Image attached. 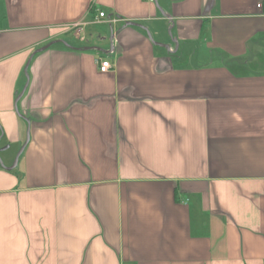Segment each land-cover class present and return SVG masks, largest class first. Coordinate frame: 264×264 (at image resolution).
Listing matches in <instances>:
<instances>
[{
    "label": "crops",
    "instance_id": "obj_1",
    "mask_svg": "<svg viewBox=\"0 0 264 264\" xmlns=\"http://www.w3.org/2000/svg\"><path fill=\"white\" fill-rule=\"evenodd\" d=\"M159 1L0 0V264H264V0Z\"/></svg>",
    "mask_w": 264,
    "mask_h": 264
},
{
    "label": "water",
    "instance_id": "obj_2",
    "mask_svg": "<svg viewBox=\"0 0 264 264\" xmlns=\"http://www.w3.org/2000/svg\"><path fill=\"white\" fill-rule=\"evenodd\" d=\"M161 14H162V13H161ZM162 15H164V14H162ZM123 27H138V28H141V29H143V30L145 31L146 36L148 37V39H149L153 44H155V45L158 46V47L164 48V49H166V50H170V48H169L168 45L159 44V43L154 42V41L152 40V37H151L150 33L148 32V30H147L146 28H144L143 26L139 25V24H136V23H134V22H130V21H128V22H125V23H124V26H123ZM169 32H170V31H169ZM112 39H113V36L110 35L109 38H108V43L111 44V43H112ZM60 42H61L65 47L70 48V49H73V48H72L71 46H69L66 42H64V41H60ZM53 43H55V42H53ZM53 43H49V44H47L46 46H43L42 48H39L38 50H36V51L34 52V54H32V56H31L30 59L28 60L26 66H25V68H24V75H25V77H26V83H25V85H24L22 91L20 92V94H19L18 97L16 98L15 105H16V103L18 102V100L22 97V95H23V93H24V91H25V89H26V86H27V83H28L27 69H28V67H29V64H30V61H31L32 57H33L35 54L40 53V52H42V51L48 49ZM173 43H176V42L173 40ZM78 50H80V51L95 50V51L100 52V53H103V54H104V53H108L107 51L103 50L102 48H97V47H91V48L83 47V48H79ZM16 113H18L17 108H16ZM21 118L27 123V132H26V140H25V143H24V145L22 146L21 150L19 151L18 155L16 156V158H15L14 163H13L12 166H10V167H8V168L5 167V166H4V163H3V160H2V158L0 157V168H1V169H4V170H12V169H14L15 166H16V164H17V161H18L19 156L22 154V152L24 151L26 145H27L28 142H29V139H30V123H29V120H27L26 118H23V117H21ZM1 151H2V150H0V152H1Z\"/></svg>",
    "mask_w": 264,
    "mask_h": 264
},
{
    "label": "rangeland",
    "instance_id": "obj_3",
    "mask_svg": "<svg viewBox=\"0 0 264 264\" xmlns=\"http://www.w3.org/2000/svg\"><path fill=\"white\" fill-rule=\"evenodd\" d=\"M148 1V0H147ZM171 2V5L173 6V5H175V6H179L180 4H182V3H184V2H188V1H190V0H174V1H172V0H170ZM164 1H159V3L157 4H155V2L153 1L151 4L152 5H154V6H156V8L158 9V11L160 12H162V9H161V7H160V5L159 4H162ZM90 29H92V28H90ZM89 30L84 34V36L85 37H87V43L89 44V45H91V44H94V40H92V39H89ZM171 33V34H170ZM170 33H168V31H167V36H168V39L173 43V40H174V38H173V36H172V32L170 31ZM91 34L93 35L94 33L93 32H91ZM66 43L68 42V43H70V44H77L75 41H74V39L73 38H71L70 36L69 37H66V41H65ZM78 42V41H77ZM84 45V44H86V42L84 43V44H81V43H78V45ZM87 45V44H86ZM88 45V46H89ZM192 48V47H191ZM191 48L190 49H187L186 50V53L188 54L189 53V50H191ZM182 53V50H180L179 52H178V54L180 55ZM179 59V60H178ZM177 60H178V62H180L181 64L183 63L184 65L185 64H189V61H187V60H183V59H180V58H178ZM26 132H27V127L25 128V139H24V142H22L21 144H20V146L19 147H17V145H12L10 148H8L5 152H3L4 154H3V156L5 157H8V159L9 160H11L10 161V165H13V163H14V160H15V158H16V156L18 155V153H19V151L21 150V148H22V146L24 145V143H25V140H26ZM26 148V147H25ZM1 150V149H0ZM25 151V150H24ZM23 151V153L19 156V158H18V161H17V164H16V166H15V169L17 168V170L18 171H22V172H24L25 171V160H24V156H25V152ZM1 154V153H0Z\"/></svg>",
    "mask_w": 264,
    "mask_h": 264
},
{
    "label": "built area",
    "instance_id": "obj_4",
    "mask_svg": "<svg viewBox=\"0 0 264 264\" xmlns=\"http://www.w3.org/2000/svg\"><path fill=\"white\" fill-rule=\"evenodd\" d=\"M148 1L153 2L154 0H148ZM255 8H256V10H257L258 12H260V13L264 16V3H261V2L257 3V4L255 5ZM98 17H99V19H101V18H105V19L107 20L108 23H114V22L116 21L115 19L106 18V15L103 14V13H99ZM80 30H81V29L79 28V25H76V26H74V27L72 28V31H75V32H74V36H75V38H76L77 40L83 42V41H84V38H81V36H80L81 31H80ZM98 67H99V71H100V72H102V73H106L108 70H110L111 65H110V63L107 62V61H99V62H98Z\"/></svg>",
    "mask_w": 264,
    "mask_h": 264
}]
</instances>
